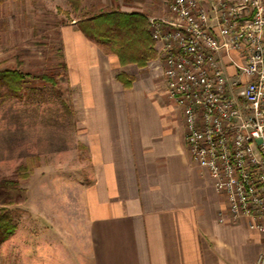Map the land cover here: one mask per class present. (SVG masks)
Wrapping results in <instances>:
<instances>
[{
    "label": "crops",
    "instance_id": "obj_1",
    "mask_svg": "<svg viewBox=\"0 0 264 264\" xmlns=\"http://www.w3.org/2000/svg\"><path fill=\"white\" fill-rule=\"evenodd\" d=\"M112 1L113 10L142 13L147 24L168 15L169 0ZM199 1L205 7L211 2ZM74 42L75 61L67 66L72 70L75 62L74 105L82 108L80 141L91 165V181L76 196L83 214L71 212L70 233L55 232L67 242L53 262L43 250L53 233L40 229L24 241L19 235L23 254L17 242L8 245L7 259L0 251V264L254 262L264 251V234L248 229L244 218H230L213 179L191 161L180 109L165 92L159 44L153 41L155 58L137 66L120 65L83 34ZM224 64L234 80L233 68ZM119 73L132 78L130 86L116 78Z\"/></svg>",
    "mask_w": 264,
    "mask_h": 264
},
{
    "label": "built area",
    "instance_id": "obj_2",
    "mask_svg": "<svg viewBox=\"0 0 264 264\" xmlns=\"http://www.w3.org/2000/svg\"><path fill=\"white\" fill-rule=\"evenodd\" d=\"M149 32L191 161L213 179L226 214L264 234L262 0H169L168 17L150 19ZM250 264H264V251Z\"/></svg>",
    "mask_w": 264,
    "mask_h": 264
},
{
    "label": "rangeland",
    "instance_id": "obj_3",
    "mask_svg": "<svg viewBox=\"0 0 264 264\" xmlns=\"http://www.w3.org/2000/svg\"><path fill=\"white\" fill-rule=\"evenodd\" d=\"M113 9L112 0H0V71L30 75L20 96H0V200L9 193L7 207L19 211L17 235L0 248L3 259L19 235L24 241L25 234L32 237L42 229L54 234L44 242L37 236L38 245H48L43 250L54 255L53 262L58 246L67 242L55 232L70 233L71 212L83 214L76 196L91 181V165L80 141L82 108L74 105L75 62H70L72 70L67 63L75 61V34H82L77 22ZM43 73L54 75L55 85L31 77ZM20 166H26L25 173ZM11 181L16 184L8 190ZM23 245L17 244L22 254Z\"/></svg>",
    "mask_w": 264,
    "mask_h": 264
},
{
    "label": "trees",
    "instance_id": "obj_4",
    "mask_svg": "<svg viewBox=\"0 0 264 264\" xmlns=\"http://www.w3.org/2000/svg\"><path fill=\"white\" fill-rule=\"evenodd\" d=\"M77 23L81 33L91 43L97 45L105 54L115 55L120 65L133 63L137 66H144L156 56L149 32V24H147L142 13H125L112 10L79 20ZM62 66L66 68L65 64ZM27 77L30 75L18 70H1L0 96L21 94ZM31 77L39 78L42 82L52 85L56 83L55 76L48 73L31 75ZM116 78L125 87L131 85L132 78L125 73H119ZM2 89L4 90L2 91ZM19 169H22L23 173L27 170L26 166H20ZM24 176L26 174L21 175V177ZM15 184L11 181L8 190ZM5 196L6 198L3 199L2 197L0 200V245L14 234L18 226L16 215L19 211L7 207L12 202L9 199V193Z\"/></svg>",
    "mask_w": 264,
    "mask_h": 264
}]
</instances>
